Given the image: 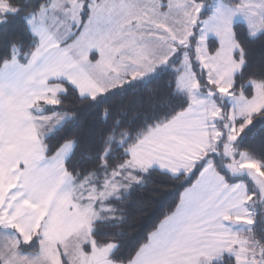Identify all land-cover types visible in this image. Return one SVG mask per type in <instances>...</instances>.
<instances>
[{
	"label": "snow or ice",
	"instance_id": "snow-or-ice-1",
	"mask_svg": "<svg viewBox=\"0 0 264 264\" xmlns=\"http://www.w3.org/2000/svg\"><path fill=\"white\" fill-rule=\"evenodd\" d=\"M256 45L264 0H0V264H264Z\"/></svg>",
	"mask_w": 264,
	"mask_h": 264
},
{
	"label": "trees",
	"instance_id": "trees-1",
	"mask_svg": "<svg viewBox=\"0 0 264 264\" xmlns=\"http://www.w3.org/2000/svg\"><path fill=\"white\" fill-rule=\"evenodd\" d=\"M264 53V49H261L259 45L255 46V50L253 55L258 59L261 54ZM155 179V178H152ZM150 188H145V189H139L137 193L134 195L136 197L143 196L147 198L149 196ZM176 199V194L175 193H169L167 194L164 199L161 201L160 205H155L153 207L152 214L146 218V222L150 223L152 219H154L155 216L159 215V212L162 211L163 209H166L174 200ZM162 205V207H161Z\"/></svg>",
	"mask_w": 264,
	"mask_h": 264
}]
</instances>
